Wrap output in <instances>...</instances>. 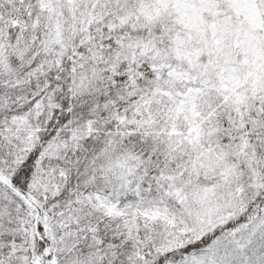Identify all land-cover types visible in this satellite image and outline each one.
Listing matches in <instances>:
<instances>
[{
  "label": "snow or ice",
  "instance_id": "obj_1",
  "mask_svg": "<svg viewBox=\"0 0 264 264\" xmlns=\"http://www.w3.org/2000/svg\"><path fill=\"white\" fill-rule=\"evenodd\" d=\"M0 264H264V0H0Z\"/></svg>",
  "mask_w": 264,
  "mask_h": 264
}]
</instances>
